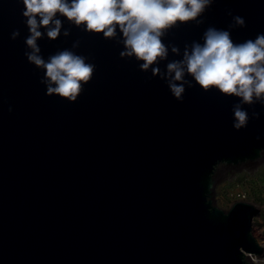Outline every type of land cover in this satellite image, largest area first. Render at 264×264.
<instances>
[{"label": "water", "instance_id": "1", "mask_svg": "<svg viewBox=\"0 0 264 264\" xmlns=\"http://www.w3.org/2000/svg\"><path fill=\"white\" fill-rule=\"evenodd\" d=\"M23 8L0 0V264H252L263 255L261 204L223 208L215 194L219 173L264 159V105H242L249 121L237 130L238 97L194 82L179 101L151 67L120 55L119 33L105 38L63 17L56 39H37L40 54L67 48L95 69L76 101L47 95L43 69L25 55ZM202 21L165 30L161 71L209 26L254 39L264 0H214Z\"/></svg>", "mask_w": 264, "mask_h": 264}, {"label": "clouds", "instance_id": "2", "mask_svg": "<svg viewBox=\"0 0 264 264\" xmlns=\"http://www.w3.org/2000/svg\"><path fill=\"white\" fill-rule=\"evenodd\" d=\"M22 15L29 35L25 43L32 49L25 55L29 62L43 69L41 82L47 95H58L70 102L77 100L83 85L93 76L95 64L87 57L69 49L56 52L47 60L40 54L37 39L45 32L56 39L61 34L63 18L83 30L103 33L112 38L119 33L124 48L121 56H135L142 61L141 70L151 67L152 75L165 79L171 94L179 101L194 82L205 91L216 89L222 94L238 97L234 104L233 127H246L249 114L244 104L264 105V32L254 39L234 42L230 28L209 26L200 41L185 45L181 59L169 61L161 71L159 60L168 57V46L162 37L177 22L202 23V14L214 0H21ZM229 15L231 12L229 11ZM235 25L244 26L245 19L233 17ZM41 28L44 31H41ZM19 31H13L15 38ZM64 35L68 30H64ZM172 52L180 49L173 46ZM187 77H191L188 79ZM11 111V107L9 108ZM259 116V113H253ZM259 139V137H257Z\"/></svg>", "mask_w": 264, "mask_h": 264}, {"label": "rangeland", "instance_id": "3", "mask_svg": "<svg viewBox=\"0 0 264 264\" xmlns=\"http://www.w3.org/2000/svg\"><path fill=\"white\" fill-rule=\"evenodd\" d=\"M215 201L223 208L229 207V200L224 195L226 190L240 182L247 189L249 200L264 202V159L258 163L247 164L241 169L230 168L218 174ZM261 204V203H260ZM257 220V218H256ZM254 224V234L261 241L264 238V216Z\"/></svg>", "mask_w": 264, "mask_h": 264}, {"label": "built area", "instance_id": "4", "mask_svg": "<svg viewBox=\"0 0 264 264\" xmlns=\"http://www.w3.org/2000/svg\"><path fill=\"white\" fill-rule=\"evenodd\" d=\"M224 195L229 200V206L236 200H249L250 197L247 189L242 187V184L240 182H237L235 186L230 187L228 190H226ZM262 216H264V202L260 205V213L255 217V220L257 218L256 221L261 222ZM260 242L263 244L264 238ZM250 258L252 264H264V254L260 256L251 254Z\"/></svg>", "mask_w": 264, "mask_h": 264}, {"label": "bare ground", "instance_id": "5", "mask_svg": "<svg viewBox=\"0 0 264 264\" xmlns=\"http://www.w3.org/2000/svg\"><path fill=\"white\" fill-rule=\"evenodd\" d=\"M220 174V173H219ZM263 245V247H264V243L262 244Z\"/></svg>", "mask_w": 264, "mask_h": 264}, {"label": "crops", "instance_id": "6", "mask_svg": "<svg viewBox=\"0 0 264 264\" xmlns=\"http://www.w3.org/2000/svg\"><path fill=\"white\" fill-rule=\"evenodd\" d=\"M260 203V201H258ZM262 202V201H261Z\"/></svg>", "mask_w": 264, "mask_h": 264}, {"label": "trees", "instance_id": "7", "mask_svg": "<svg viewBox=\"0 0 264 264\" xmlns=\"http://www.w3.org/2000/svg\"><path fill=\"white\" fill-rule=\"evenodd\" d=\"M260 203L262 204V202L260 201Z\"/></svg>", "mask_w": 264, "mask_h": 264}]
</instances>
